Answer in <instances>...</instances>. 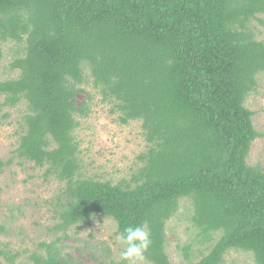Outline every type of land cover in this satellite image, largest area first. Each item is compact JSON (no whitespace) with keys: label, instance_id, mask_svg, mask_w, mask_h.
<instances>
[{"label":"trees","instance_id":"1","mask_svg":"<svg viewBox=\"0 0 264 264\" xmlns=\"http://www.w3.org/2000/svg\"><path fill=\"white\" fill-rule=\"evenodd\" d=\"M263 17L264 0H0V117L25 105L0 174L33 164L63 184L53 240L34 252L0 243L3 264H80L60 244L100 217L118 235L144 224L145 261L173 264L167 225L184 200L199 256L178 246L181 264H225L231 251L264 264V168L248 161L263 135L247 108L264 75ZM5 44L16 78L2 79ZM97 97L117 124L141 126L147 150L130 179L82 173L76 132Z\"/></svg>","mask_w":264,"mask_h":264},{"label":"rangeland","instance_id":"2","mask_svg":"<svg viewBox=\"0 0 264 264\" xmlns=\"http://www.w3.org/2000/svg\"><path fill=\"white\" fill-rule=\"evenodd\" d=\"M264 20V17H263ZM257 38L264 41V25L254 22ZM5 59L1 64L2 79L16 78L17 73L8 69L13 59V44L3 46ZM85 96H80V100ZM95 98L92 112L81 120V128L76 132L80 144L83 175L101 181L117 183L130 179V174L139 167L137 157L147 150L139 123L121 126L109 115V108L97 104ZM92 105V103H91ZM247 108L254 112V126L263 135L251 149L249 163L264 168V75L259 76V88L247 102ZM25 105L6 110L10 118L0 117V159L7 161L13 156L18 145L17 132ZM5 111V112H6ZM4 112V113H5ZM3 113V114H4ZM63 184L46 181L44 170L33 164H15L0 174V243L8 244L13 252L38 251V244L51 242L50 232L57 222L54 206ZM191 206L188 201L181 203L179 213L167 225V253L173 264L184 260L178 246L194 243L197 256V232L189 221ZM60 244L64 255L70 254L80 264H101V262L122 263L124 249L117 239V224L109 218H95L89 224H82L69 232ZM3 248V246H0ZM195 255V257H197ZM18 263L26 264L23 257ZM0 264H3L0 260ZM142 264H149L143 261ZM225 264H256L252 254L231 251L225 257Z\"/></svg>","mask_w":264,"mask_h":264},{"label":"clouds","instance_id":"3","mask_svg":"<svg viewBox=\"0 0 264 264\" xmlns=\"http://www.w3.org/2000/svg\"><path fill=\"white\" fill-rule=\"evenodd\" d=\"M117 239L124 246L120 254L124 264H142L146 260L151 240L144 224L125 227Z\"/></svg>","mask_w":264,"mask_h":264}]
</instances>
